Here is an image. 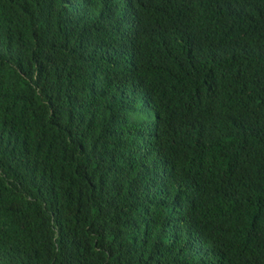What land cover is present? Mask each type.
Returning a JSON list of instances; mask_svg holds the SVG:
<instances>
[{
	"label": "trees",
	"instance_id": "16d2710c",
	"mask_svg": "<svg viewBox=\"0 0 264 264\" xmlns=\"http://www.w3.org/2000/svg\"><path fill=\"white\" fill-rule=\"evenodd\" d=\"M0 264H264V0H0Z\"/></svg>",
	"mask_w": 264,
	"mask_h": 264
}]
</instances>
